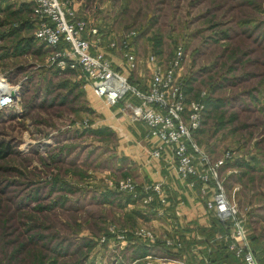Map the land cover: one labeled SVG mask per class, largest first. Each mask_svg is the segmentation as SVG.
<instances>
[{"label":"rangeland","instance_id":"374dc122","mask_svg":"<svg viewBox=\"0 0 264 264\" xmlns=\"http://www.w3.org/2000/svg\"><path fill=\"white\" fill-rule=\"evenodd\" d=\"M75 1L106 38L134 32L144 63L184 51L188 98H209L196 142L212 161L231 154L218 174L226 197L261 205L264 220V0ZM31 9L0 0V93L2 82L16 91L0 110V264H142L151 244L116 240L146 226L140 200L107 187L120 180L114 138L92 127L80 74L35 40ZM153 255L143 264H169Z\"/></svg>","mask_w":264,"mask_h":264},{"label":"built area","instance_id":"2783aa9c","mask_svg":"<svg viewBox=\"0 0 264 264\" xmlns=\"http://www.w3.org/2000/svg\"><path fill=\"white\" fill-rule=\"evenodd\" d=\"M35 23V40L52 50V63L64 65L77 72L92 89L96 97L108 107L125 102V109L134 122L143 124L147 136L159 145L150 152V159L166 160L188 190L199 186L201 197H207L206 208L224 227L220 237L227 251L243 264H259L251 248L244 221L238 217L236 206L228 200L218 176L231 160L225 152L220 159L212 161L205 148L196 142L202 127L206 105V92L197 99H189L186 84L181 78L184 51L179 48L167 65L154 56L145 62L149 81L145 90L129 83V76L138 71L134 32L105 37L102 30L89 19L80 18L73 0H29ZM108 52H116L123 61V73L115 70ZM1 83V82H0ZM7 94H0V110L11 107L16 91L4 85ZM109 190H115L140 200L148 207L156 198L160 205L167 204L165 190L160 183L138 186L130 177L109 180ZM143 243L155 244L157 235L149 228L140 227L133 232L121 231L116 240L125 242L129 236ZM165 248L178 252L179 241L164 238Z\"/></svg>","mask_w":264,"mask_h":264},{"label":"crops","instance_id":"0c3cea01","mask_svg":"<svg viewBox=\"0 0 264 264\" xmlns=\"http://www.w3.org/2000/svg\"><path fill=\"white\" fill-rule=\"evenodd\" d=\"M73 1L81 16L80 2ZM136 53L139 63L138 71L133 73L128 81L143 91L149 77L143 78L146 72L145 63L139 57L137 48ZM107 55L114 69L123 73L121 56L116 52H108ZM123 74L128 77L125 73ZM84 92L87 107L92 111L95 119L92 127L95 130L98 129L96 131L103 130L105 131L103 133L114 138V149L111 150L115 152L116 165L113 168L119 171V179L130 177L138 186L160 183L165 190L167 197L165 206L160 205L156 198L148 207L141 206L138 201L135 202L139 205L137 209L141 210L142 220L139 221H142L143 225L151 229L158 237L155 244L144 246V255L138 260L143 264L147 256L155 254L152 257L155 261H167L169 264H243L227 251L226 243L220 239L225 234V229L207 210L205 203L207 197L202 199L199 186H196L194 190H188L184 182L178 179L174 168L168 166L166 160L150 159L151 150L158 146L159 142L147 136L142 123L132 120L130 113L125 109V102L110 108L95 96L88 85L84 88ZM240 191L241 187L233 189L236 193ZM230 201L235 206L237 204L239 213L237 210L236 213L244 217L246 232L255 257L259 264H264V220L259 219L260 213L254 211L261 205L247 206L241 210L238 202L231 199ZM129 209L131 208L127 205L124 211L131 214ZM164 238L179 241L182 250L175 252L165 248L162 244Z\"/></svg>","mask_w":264,"mask_h":264},{"label":"trees","instance_id":"16d2710c","mask_svg":"<svg viewBox=\"0 0 264 264\" xmlns=\"http://www.w3.org/2000/svg\"><path fill=\"white\" fill-rule=\"evenodd\" d=\"M185 84H186V82H185ZM186 90H187V86H186ZM188 93V92H187ZM199 96V95H198ZM198 98V97H197ZM208 100H209V98H208V96H205V99H204V102H205V105H206V110H205V113H206V111H207V103H208ZM200 131V130H199ZM103 132H105V131H103V130H100V131H96V133L97 134H103ZM198 134V133H197ZM0 154H1V152H0ZM125 178V177H124ZM182 250V249H181ZM180 250V251H181ZM180 251H178V252H180Z\"/></svg>","mask_w":264,"mask_h":264},{"label":"bare ground","instance_id":"6f19581e","mask_svg":"<svg viewBox=\"0 0 264 264\" xmlns=\"http://www.w3.org/2000/svg\"><path fill=\"white\" fill-rule=\"evenodd\" d=\"M0 87H1V86H0ZM0 94H6V92H3V93L1 92Z\"/></svg>","mask_w":264,"mask_h":264}]
</instances>
